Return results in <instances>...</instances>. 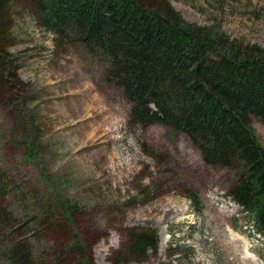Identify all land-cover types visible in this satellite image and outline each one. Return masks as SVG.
Listing matches in <instances>:
<instances>
[{"label":"rangeland","instance_id":"374dc122","mask_svg":"<svg viewBox=\"0 0 264 264\" xmlns=\"http://www.w3.org/2000/svg\"><path fill=\"white\" fill-rule=\"evenodd\" d=\"M168 1L190 22L218 21L231 37L264 47V0ZM35 7V0H12L0 33L17 73L14 88L0 90V208L26 234L10 242L31 244L36 264L49 263L59 236L28 228L52 213L73 232L63 248L97 238L93 264H264V238L225 195L234 170L206 163L183 132L132 120V102L107 67L82 45L56 48ZM178 99L166 106L178 112ZM251 125L264 148V122ZM61 202L75 205L70 218ZM128 226L155 228L157 254L125 261L119 253ZM9 260L0 251V264Z\"/></svg>","mask_w":264,"mask_h":264},{"label":"trees","instance_id":"16d2710c","mask_svg":"<svg viewBox=\"0 0 264 264\" xmlns=\"http://www.w3.org/2000/svg\"><path fill=\"white\" fill-rule=\"evenodd\" d=\"M11 1L0 0V33ZM226 1L238 0H221V5ZM35 3L37 23L55 35L56 48L82 45L107 67L108 78L121 86L132 102V120L160 123L183 132L206 163L234 170V182L225 195L242 207L264 238V148L251 125L253 118L264 122V47L231 37L218 21L211 25L190 22L168 0ZM7 60L13 61L0 38V90L14 88L17 77L15 61ZM167 99H178L181 109L175 112L172 105L166 106ZM186 196L197 200L191 191ZM72 206L61 202L58 208L64 213L68 207L70 218L75 211ZM44 208L50 210V203ZM52 217L50 213L38 228H28L31 234L59 236L53 239L50 262L43 259L42 264H93L92 247L97 238H80L76 246L63 248L65 243L72 245L67 234L73 232L64 231ZM33 218L35 215H30V220ZM14 234L17 240L26 235L0 208V251L7 252L11 264L40 262L31 244L10 242ZM125 234L127 241L119 253L125 261L157 254L159 235L155 228L128 226Z\"/></svg>","mask_w":264,"mask_h":264}]
</instances>
